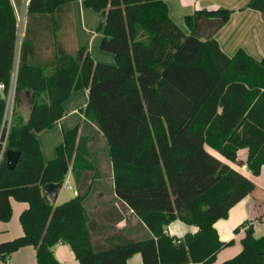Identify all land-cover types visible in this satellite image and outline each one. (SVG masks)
Segmentation results:
<instances>
[{
  "label": "trees",
  "instance_id": "trees-1",
  "mask_svg": "<svg viewBox=\"0 0 264 264\" xmlns=\"http://www.w3.org/2000/svg\"><path fill=\"white\" fill-rule=\"evenodd\" d=\"M77 0H29L22 34L11 0H0V119L15 69L12 120L6 152H19L13 170L0 166V222L11 219L10 201L28 206L19 215L23 234L0 243V264L33 247L36 264H59L57 243L67 245L78 264H126L139 254L142 264H213L228 246L214 224L255 188L252 181L211 155L245 164L252 176L264 167V55H225L214 38L196 33L199 18L226 20L232 11H197L185 18L184 34L168 15L164 0H82L104 18L100 50L113 64L95 62L86 48L67 51L56 34ZM264 16V0H248L239 10ZM54 35L48 53L44 36ZM87 90L81 110L93 137L103 141L112 193L111 227L92 226L86 207L97 169L94 138L80 126L62 134L56 157L44 163L36 135L65 116L63 102ZM28 107L26 114L22 107ZM247 150L245 162L238 152ZM72 171L77 194L55 205L45 193ZM136 216L148 231L139 240L104 242L101 233ZM196 227L194 234L170 236L173 221ZM94 222V221H93ZM241 251L222 264H264V236L245 223Z\"/></svg>",
  "mask_w": 264,
  "mask_h": 264
},
{
  "label": "crops",
  "instance_id": "crops-1",
  "mask_svg": "<svg viewBox=\"0 0 264 264\" xmlns=\"http://www.w3.org/2000/svg\"><path fill=\"white\" fill-rule=\"evenodd\" d=\"M17 17L18 10L24 7L25 2L29 0H11ZM248 0H164L169 17L176 26L184 33L189 34V30L185 24V18L192 16L197 11H216L225 9L232 11L226 20L221 18H199L196 23V33L204 40L214 38L221 51L228 57H233L237 52H242L246 56L260 60L264 55V16L255 10L239 8L243 7ZM25 17V15H24ZM63 27L58 32L59 41L63 47L74 52L80 48H86L90 56L95 62L113 64V56L100 50V42L102 39V31H98V27L103 23L101 15L87 9L83 5L82 0L71 3L69 11L65 14ZM87 90L81 89L72 92L63 102L65 116L57 121L51 129L42 131L36 135L39 149L44 163L53 160L56 157V148L62 141V134L80 126V134L85 137L94 138L92 143V156L95 160L97 169V179L95 180L92 191L86 200V207L90 212H94L92 226L98 229H106L111 227V221L106 219L109 215L110 205L120 207V202L115 199L112 193V182L108 178L105 182L101 174H109V166L105 171L104 161L105 154L103 151V141H97L92 135V129L87 124L82 115L81 110L87 103ZM100 145L96 148L95 145ZM209 153L214 157H221L214 150L208 149ZM247 150L242 149L238 152V160L245 162ZM224 159L223 157H221ZM228 164L231 168L250 179L254 184V190L243 200L231 208L227 218L221 219L214 224L219 239L229 245L223 248L216 256L213 264H222L224 261L236 256L242 249L241 240L244 237V228H240L237 232L235 229L245 223V227L251 225L253 227V235L255 238L264 236V167L261 168L258 176H252L246 165H238L227 160H221ZM106 172V173H103ZM66 181L70 183L73 191V197L76 196L77 190L74 184L72 171L66 175ZM61 190V189H60ZM70 191V190H67ZM72 197V198H73ZM61 198L60 191L55 199H50L55 205H60L67 199ZM11 219L8 222H0V243L12 240L23 234L19 224V215L27 208V204L23 202L10 201ZM127 223L121 221L116 224L114 231H108L96 236V239L104 242L105 240L121 241V240H139L148 236V231L140 220L127 213ZM94 221V222H93ZM165 231L170 236L182 238L185 234H194L197 229L194 226L186 225L179 220L173 221ZM53 254L59 264H78L70 248L63 244L57 243L53 247ZM8 264H36L35 250L33 247H24L13 253ZM126 264H142L139 254L133 255L127 260Z\"/></svg>",
  "mask_w": 264,
  "mask_h": 264
},
{
  "label": "built area",
  "instance_id": "built-area-1",
  "mask_svg": "<svg viewBox=\"0 0 264 264\" xmlns=\"http://www.w3.org/2000/svg\"><path fill=\"white\" fill-rule=\"evenodd\" d=\"M28 1L25 2V7L27 6ZM18 26H19V36L21 35V16L17 17ZM14 81H15V69L12 72L11 81L5 95V109L3 116L0 119V166L6 158V145L9 135V130L12 120V110H13V98H14ZM5 90V86L0 83V93ZM64 187L66 190H73L70 186V183L66 179L61 184V188Z\"/></svg>",
  "mask_w": 264,
  "mask_h": 264
},
{
  "label": "rangeland",
  "instance_id": "rangeland-1",
  "mask_svg": "<svg viewBox=\"0 0 264 264\" xmlns=\"http://www.w3.org/2000/svg\"><path fill=\"white\" fill-rule=\"evenodd\" d=\"M25 13H26V7L24 6L22 9H21V11H19L18 10V15H19V17L21 16V24H23L24 23V15H25ZM97 14H99V13H97ZM99 15H101V14H99ZM101 17H102V15H101ZM103 20H104V18H103ZM22 26L23 25H21V31H22ZM22 34V33H21ZM58 35L59 34H56L55 36H56V38H57V40H59V37H58ZM46 37V39L44 40V41H42V49H44V52L45 53H48V48H49V44L50 43H53L54 42V35L53 34H50L49 36H44L43 38H45ZM106 53V52H105ZM109 54V53H108ZM27 108L28 107H22L21 108V111L24 113V114H26V112H27ZM96 146V148L99 146L100 147V145H95ZM219 159H221V160H224V159H222L221 157H219ZM52 160V159H51ZM50 160V161H51ZM106 166H108V163H107V161H106V159H105V161H104V168H103V170L105 171V169H106ZM103 173H106V172H103ZM72 192H74L73 190H70V191H67L64 187H62L61 188V190H60V197L61 198H72L73 197V193ZM67 200H69V199H67Z\"/></svg>",
  "mask_w": 264,
  "mask_h": 264
},
{
  "label": "water",
  "instance_id": "water-1",
  "mask_svg": "<svg viewBox=\"0 0 264 264\" xmlns=\"http://www.w3.org/2000/svg\"><path fill=\"white\" fill-rule=\"evenodd\" d=\"M20 153L8 150L6 152V167L9 170H13L19 160ZM61 185H49L45 189V193L47 194L48 198L55 199L57 193L60 191Z\"/></svg>",
  "mask_w": 264,
  "mask_h": 264
}]
</instances>
